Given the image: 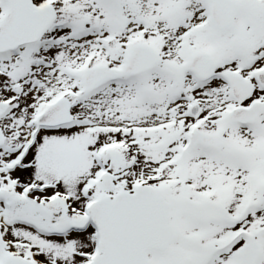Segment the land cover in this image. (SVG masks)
I'll return each mask as SVG.
<instances>
[{"label": "snow or ice", "instance_id": "snow-or-ice-1", "mask_svg": "<svg viewBox=\"0 0 264 264\" xmlns=\"http://www.w3.org/2000/svg\"><path fill=\"white\" fill-rule=\"evenodd\" d=\"M0 264H264V0H0Z\"/></svg>", "mask_w": 264, "mask_h": 264}]
</instances>
